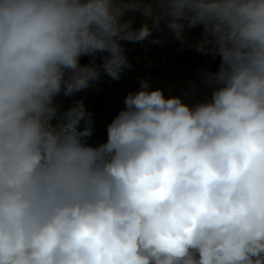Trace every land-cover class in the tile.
Returning <instances> with one entry per match:
<instances>
[{
	"label": "clouds",
	"instance_id": "1",
	"mask_svg": "<svg viewBox=\"0 0 264 264\" xmlns=\"http://www.w3.org/2000/svg\"><path fill=\"white\" fill-rule=\"evenodd\" d=\"M165 31L217 67L90 144L65 100ZM0 264H264V0H0Z\"/></svg>",
	"mask_w": 264,
	"mask_h": 264
},
{
	"label": "rangeland",
	"instance_id": "2",
	"mask_svg": "<svg viewBox=\"0 0 264 264\" xmlns=\"http://www.w3.org/2000/svg\"><path fill=\"white\" fill-rule=\"evenodd\" d=\"M140 20H137L139 26ZM200 36V28L190 30L186 37L190 44L194 45ZM153 39L161 40V43H151ZM126 57L130 67L126 68L121 76H132L142 69L157 70L152 88H161L165 96L181 95L190 80L198 79L197 72L200 69L211 68L215 70L219 58L202 55L194 47L182 45L167 32L153 33L143 42H126ZM82 62H86L83 60ZM126 74V76H125ZM102 75L98 81L90 82L89 87L78 92L75 97L66 99L64 106L68 107L76 100H82L84 104L88 98H96L102 106L100 119L107 128L111 120L124 108V97L130 91H136L140 85H121L103 80Z\"/></svg>",
	"mask_w": 264,
	"mask_h": 264
},
{
	"label": "trees",
	"instance_id": "3",
	"mask_svg": "<svg viewBox=\"0 0 264 264\" xmlns=\"http://www.w3.org/2000/svg\"><path fill=\"white\" fill-rule=\"evenodd\" d=\"M157 70L152 69H142L138 71L136 74L132 76H126V78H122L115 81L112 80L107 75L104 76L103 80L109 81L112 83H118L121 85H140V81L142 79H148L151 82V85L156 77ZM86 109L92 113L93 117V135L89 138V143L92 145H98L100 143H103L107 139V128L102 124L100 119V113L102 111V106L99 104V101L96 98H88V100L85 103ZM84 127V124L81 123L80 129L82 130Z\"/></svg>",
	"mask_w": 264,
	"mask_h": 264
}]
</instances>
